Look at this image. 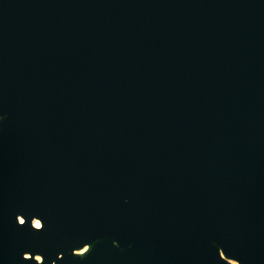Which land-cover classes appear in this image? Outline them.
I'll list each match as a JSON object with an SVG mask.
<instances>
[{
	"label": "water",
	"instance_id": "1",
	"mask_svg": "<svg viewBox=\"0 0 264 264\" xmlns=\"http://www.w3.org/2000/svg\"><path fill=\"white\" fill-rule=\"evenodd\" d=\"M233 261L264 264V0H0V264Z\"/></svg>",
	"mask_w": 264,
	"mask_h": 264
},
{
	"label": "bare ground",
	"instance_id": "2",
	"mask_svg": "<svg viewBox=\"0 0 264 264\" xmlns=\"http://www.w3.org/2000/svg\"><path fill=\"white\" fill-rule=\"evenodd\" d=\"M33 222H34L35 225H38V221H37V220H34ZM37 258H38V257H37ZM233 264H236V262L233 261Z\"/></svg>",
	"mask_w": 264,
	"mask_h": 264
}]
</instances>
